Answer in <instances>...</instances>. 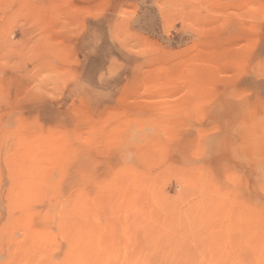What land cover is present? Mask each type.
<instances>
[{"label":"rangeland","instance_id":"obj_1","mask_svg":"<svg viewBox=\"0 0 264 264\" xmlns=\"http://www.w3.org/2000/svg\"><path fill=\"white\" fill-rule=\"evenodd\" d=\"M0 264H264V0H0Z\"/></svg>","mask_w":264,"mask_h":264}]
</instances>
